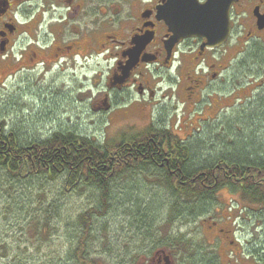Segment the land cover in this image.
Masks as SVG:
<instances>
[{"label":"flooded vegetation","instance_id":"af4514ba","mask_svg":"<svg viewBox=\"0 0 264 264\" xmlns=\"http://www.w3.org/2000/svg\"><path fill=\"white\" fill-rule=\"evenodd\" d=\"M207 2L0 0V88L8 116L14 114L4 130L28 149L41 143L58 149V139L67 142L72 131L78 147L107 148L153 131L186 136L234 109L260 108L264 0H219L228 30L218 44L207 40L218 32ZM234 121L219 124L233 128ZM244 170L217 194H228L224 204L218 198L200 218L212 252L189 264H264V191L253 201L250 189L264 187V171ZM249 225L261 231L254 235ZM174 250L150 245L132 264H187Z\"/></svg>","mask_w":264,"mask_h":264},{"label":"trees","instance_id":"16d2710c","mask_svg":"<svg viewBox=\"0 0 264 264\" xmlns=\"http://www.w3.org/2000/svg\"><path fill=\"white\" fill-rule=\"evenodd\" d=\"M257 108L258 104L237 118L239 130L245 129L243 119L248 117L251 118L249 122L253 124L256 122L264 124V111L260 112L261 115H256ZM3 125L4 123L0 122V170L7 172L11 178H27L36 175L42 180L46 177L48 180H54L63 177L65 192L69 188L79 186L80 191L88 190L89 194L97 196V204L80 213L78 217L80 230L72 256L74 261L81 264H98L97 260L100 259L92 257L89 250L92 219L94 216L108 212L112 182L129 181L147 184L149 181L150 183L155 181L161 186L163 193L171 194L169 196L173 198L172 200L177 198L175 202L168 204L170 211L162 223L153 226L154 221L147 217L146 221L142 219L134 224L136 234L145 237V242L147 238H151L154 248L157 243L163 244L162 242L185 245L183 234L179 233L177 227L182 226L189 219L188 217L181 219L180 216L188 214L198 217L204 211L209 212L213 204L218 201L219 191L229 187L233 181H237L232 176L233 173H244L246 166H251L253 174H256L257 170L264 171V146L260 144L262 142L253 136L257 144L240 142L241 144L236 143L235 146L229 147L230 144H225L224 139H220V135L225 134L229 141L232 140L236 130L230 125L229 128L226 124L221 126L216 120L203 123L202 128L200 126L186 136H177L171 131L164 135L153 131L145 140L135 142L127 138V143L107 148L88 145L78 147L76 141L79 138L76 136L79 133L72 131L73 138L69 136L67 142L58 139V149L47 148L51 143H41L39 146L28 149L17 145L16 142L19 139L16 137L14 139L13 134H8ZM258 129L261 132L264 126ZM205 131H208L207 138L203 140L201 136L205 135ZM25 135L23 131L19 137L23 139ZM62 136L67 137L65 133ZM213 141L218 142L220 146L224 145L223 149L217 152ZM69 142L75 147L70 148ZM238 145H242L241 148ZM205 146L207 148L201 149ZM30 152L33 157L36 156L35 160H32ZM38 156L42 158L55 156L58 159L37 160ZM130 187L135 189L136 186L129 185L127 189ZM235 189L244 191L240 183ZM250 189L253 193L251 199L260 201L264 187L250 186ZM153 207L157 208L158 204ZM199 209L201 211L197 212ZM140 212H137V216ZM170 223L173 228L171 233L167 231ZM189 240L192 239L189 238Z\"/></svg>","mask_w":264,"mask_h":264},{"label":"rangeland","instance_id":"374dc122","mask_svg":"<svg viewBox=\"0 0 264 264\" xmlns=\"http://www.w3.org/2000/svg\"><path fill=\"white\" fill-rule=\"evenodd\" d=\"M254 66L256 64L249 60V67L253 68ZM252 72L250 71V73ZM6 101L5 92L0 88L1 123L14 117V114L8 116L10 112L6 109ZM260 108L258 106L256 115H261L260 112L264 111V104ZM240 114L243 113L239 111V108L234 109L233 115L226 113L218 117V123L222 120L229 122L232 119L235 120V123ZM253 116L255 115L253 114ZM248 118L243 119L245 129L239 130L238 124L234 125L233 129L236 131H234L232 140L228 141L225 134L220 135V139H224L225 144H230V147L240 142L256 143L254 138L256 137L264 146V130L258 131V128L264 124H260V122L253 124V122H249L251 118ZM28 121L25 120V122ZM22 132L19 131L17 134L20 135ZM215 132L213 133L215 134ZM207 133L208 131H205V135L201 136V139L206 140ZM215 138L217 137L215 136ZM213 143L217 152L224 147V145L220 146L218 142L213 141ZM205 148L207 147L201 149ZM129 185L136 187L127 189ZM78 187L69 188L65 192L63 177L54 180H48L47 177L42 180L40 176L36 175L27 178H11L7 172L0 170V264H81L74 261L72 256L80 230L78 217L80 213L97 204V196L89 194L88 190L80 191L81 188ZM111 191L108 212L94 216L92 219V238L89 250L92 257L100 258L97 260L98 264H132L137 251L142 250L146 245L149 247L152 242L151 238H147L145 242V237L137 235L134 224L142 219L146 221L147 217L154 221L153 226L162 223L170 211L168 204L175 202L177 198L172 200L171 194L163 193L161 186L155 181L152 183L149 181L147 184L129 181L112 182ZM227 195L226 192H222L218 196L221 205L226 201ZM156 204L158 207H153ZM138 211H141L140 218L139 215L137 216ZM200 211L201 209L197 212ZM206 213L208 211L202 212L200 216ZM200 216L193 217L188 214L180 216L181 219L188 217L189 221L186 222L190 223L184 227H177L179 233L183 234V240L195 238L199 242V237L196 234L192 235L191 231L197 229ZM251 225H249L250 231L254 235L261 231L258 227L253 230ZM168 230L170 233L173 231L171 223ZM262 235H264V231ZM248 236H250V232ZM201 247L203 252L199 257L212 252L204 245ZM189 248L191 249L190 246H185L184 250L177 253L182 255L181 258L187 264H189L187 257H193L192 253H187Z\"/></svg>","mask_w":264,"mask_h":264},{"label":"water","instance_id":"95a60500","mask_svg":"<svg viewBox=\"0 0 264 264\" xmlns=\"http://www.w3.org/2000/svg\"><path fill=\"white\" fill-rule=\"evenodd\" d=\"M219 0H208L207 2V6L214 8L211 13H212V23L214 25V29H217V33H212L207 36V40L209 41V39L216 41L217 40V44L220 43L221 40L224 39V37L226 36V29L228 30V26L226 25V17H225V12H226V8L217 10L216 9V5H218ZM231 3V0H228V5ZM227 5V4H226ZM202 22L205 21V17L203 15L202 17ZM225 32V33H224ZM196 32L193 34L195 35ZM188 34H186L185 36H187ZM185 36H179V37H185ZM215 44V43H214Z\"/></svg>","mask_w":264,"mask_h":264}]
</instances>
